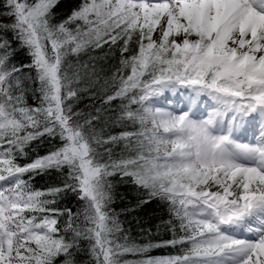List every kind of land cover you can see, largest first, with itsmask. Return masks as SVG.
Returning <instances> with one entry per match:
<instances>
[{
    "label": "snow or ice",
    "instance_id": "snow-or-ice-1",
    "mask_svg": "<svg viewBox=\"0 0 264 264\" xmlns=\"http://www.w3.org/2000/svg\"><path fill=\"white\" fill-rule=\"evenodd\" d=\"M57 3L5 0L40 103L23 105L20 69L0 44V264H53L60 255L74 264L82 239L95 264H264V0H82L58 24ZM105 45L122 58L104 102L119 99L117 119L139 127L107 139L93 126L98 114L73 110L79 89L66 66L70 55ZM44 135L61 146L17 163ZM117 141L128 155L112 159L104 146ZM65 167L63 187L35 190L23 178ZM117 172L168 202L173 239L137 245L123 234L109 208ZM65 191L85 202L82 213L54 207Z\"/></svg>",
    "mask_w": 264,
    "mask_h": 264
},
{
    "label": "trees",
    "instance_id": "trees-1",
    "mask_svg": "<svg viewBox=\"0 0 264 264\" xmlns=\"http://www.w3.org/2000/svg\"><path fill=\"white\" fill-rule=\"evenodd\" d=\"M5 0H0V17L4 15L2 5ZM82 0H58L53 9V23H60L66 19L71 11L78 8ZM12 59L8 61L11 65L28 62V50L17 49L19 44H14ZM132 48L135 45L131 46ZM121 53L119 47L105 45L101 49H89L77 55H70L67 63L70 67V76L75 77L74 87L78 88L77 97L73 101V110L82 114V117L97 116L93 120V126L101 137L107 139L109 136H119L125 131H138L139 127L121 122L117 119L120 114L121 101L119 99L111 103H105L106 94L111 95L114 91L112 78L120 69ZM31 71V70H29ZM32 74V73H31ZM31 84H25L29 97L25 105L36 107L39 105L38 85L35 76L30 77ZM26 91V92H27ZM82 122V121H81ZM125 141H117L104 147L111 149L112 159H119L128 155ZM33 146V147H32ZM61 146L59 137L53 138L48 135L39 136L25 146V154L17 157V163L25 165L31 163L38 157L45 156ZM103 150V149H101ZM108 159L107 156L104 157ZM68 175V169H48L43 172L25 173L24 179L29 181L32 188L47 191L51 188L63 187ZM112 185V201L109 208L116 214L123 234L131 242L137 245L159 244L163 241L173 239L170 221L174 216L170 213L167 201L159 198H150L148 192L136 185L131 177H124L119 172L108 178ZM85 202L76 193L65 191L55 197L54 207L62 212L71 210L73 215L83 212ZM64 221L67 216H60ZM62 221V220H61ZM65 223V222H64ZM64 223H60L63 227ZM89 242L80 240L77 248L72 250L71 259L74 264H95L94 258L89 251ZM169 255L168 248L152 247L146 254L126 255L132 256L135 261L145 259L148 256L156 257ZM145 255V256H144ZM67 257L60 255L54 259L53 264H65Z\"/></svg>",
    "mask_w": 264,
    "mask_h": 264
},
{
    "label": "rangeland",
    "instance_id": "rangeland-1",
    "mask_svg": "<svg viewBox=\"0 0 264 264\" xmlns=\"http://www.w3.org/2000/svg\"><path fill=\"white\" fill-rule=\"evenodd\" d=\"M163 101H164V99H162V103L159 101V103L161 104V105H165V104H163Z\"/></svg>",
    "mask_w": 264,
    "mask_h": 264
}]
</instances>
